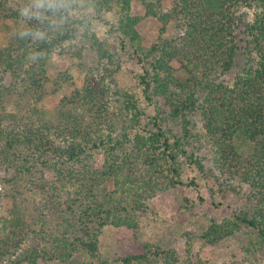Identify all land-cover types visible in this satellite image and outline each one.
Returning a JSON list of instances; mask_svg holds the SVG:
<instances>
[{
	"label": "trees",
	"instance_id": "trees-1",
	"mask_svg": "<svg viewBox=\"0 0 264 264\" xmlns=\"http://www.w3.org/2000/svg\"><path fill=\"white\" fill-rule=\"evenodd\" d=\"M89 1L92 19L105 22L104 12L112 11L116 32L135 46L133 55L144 64V97L156 98L155 129L141 134L138 111L128 123L122 110L115 111L111 95L120 92L114 80L117 68H111L112 57L90 32L82 36L97 52L96 63L85 69L80 63L81 84L54 108H39L49 90L48 55L71 38L73 27L34 16L18 29L12 26L21 18L18 9L0 0V18L10 32L0 47V183L9 189L3 196L10 200L6 215H0L5 232L0 235V264L67 262L77 252L96 257L102 226L138 229L135 215L146 210V200L158 190L152 184L163 183L159 176L181 184L178 156L186 154L190 115L196 112L213 150L217 178L233 188L234 183L248 186L250 202L249 209L234 213V220L211 223L206 235L214 240L231 236L245 225L264 242V0H171L167 10L162 0H139L146 14L161 22L157 41L149 47L140 44L141 17L132 12V0ZM243 8L253 9V17L244 23L246 38L239 39ZM169 21L181 34L166 39L162 34ZM242 48L246 65L236 70ZM76 54L80 58V50ZM174 61L186 72L184 79L176 76ZM229 73L231 84L221 80ZM17 96H29L31 106L6 111L7 102ZM123 99L125 111L136 110L131 95L123 93ZM176 120L180 136L162 128ZM98 153L101 162L95 158ZM192 163L205 170L199 158ZM46 169L53 180L46 178ZM187 184L193 185V179ZM28 188L41 194L32 209L24 202L23 189ZM118 260L149 263L146 252Z\"/></svg>",
	"mask_w": 264,
	"mask_h": 264
},
{
	"label": "rangeland",
	"instance_id": "rangeland-1",
	"mask_svg": "<svg viewBox=\"0 0 264 264\" xmlns=\"http://www.w3.org/2000/svg\"><path fill=\"white\" fill-rule=\"evenodd\" d=\"M7 1L13 8L18 9L21 15V18L13 21V27L22 29L26 19L40 16L54 20L65 28L70 25L74 30L70 39L53 49L48 55L46 74L49 78V90L37 105L39 108L42 110L54 108L73 87L81 84L83 75L80 63L83 64V68L85 65L90 66L96 63L97 52L91 49L86 41H83L82 36L85 32H90L102 41L104 48L112 57L111 68H117L114 80L120 92L111 95L115 111L122 110L125 113V123H128L132 112L138 111L140 125L137 130L141 134H146L149 129H155L151 123L156 113V98H153L154 102L147 100L140 83L144 64L138 61L137 55H133L135 46L116 32L115 15L112 11L104 12L105 22H102L92 19L93 10L89 0ZM162 5L165 10L169 9L171 0H162ZM131 10L141 17L137 26L141 34L140 44L143 47H149L157 41L161 22L153 15L146 14V8L139 0H132ZM252 17L253 9L240 10V27L237 31L239 39L246 38L244 23ZM7 29L8 27L5 29L0 18V47L6 45L10 37ZM178 34L180 35L181 31L176 28L173 21H169L162 37L169 39ZM243 41H239L240 46ZM78 50L81 52L80 58L76 54ZM238 52L236 70H241L246 65L247 58L243 48ZM172 65L176 69V76L184 79L187 74L180 64L174 61ZM65 76L67 80L62 82L61 79ZM57 78L60 80L57 81ZM221 80L231 84L233 74L222 76ZM56 82L58 84L61 82V86L55 91L50 90ZM123 93L133 97L136 110L125 111ZM158 102L161 104L159 99ZM31 104L29 96H17L7 102L6 111L21 110L22 112L27 110ZM190 120V134L185 140L188 143L186 154L178 156L181 184L173 185L166 177L159 176L163 183L152 184V187L158 190L146 200V210L135 215L138 229L108 223L102 226L98 233V256L90 257L87 253L77 252L74 260L41 261L40 264H81L87 261H93L95 264H122L118 260L119 257L143 252H146L149 257V263L146 264H264V242H258L257 234L252 228L240 225L233 235L215 240L206 235L211 223L223 224L229 219L234 220V213L249 209L250 202L246 200L248 186L234 183L235 188H233L217 178L219 174L213 168V150L204 134L200 113H192ZM162 128L171 129L175 134L182 135L178 121H166L162 123ZM94 155L100 162L103 160L102 154ZM194 158L202 161L204 171L199 170L192 163ZM164 166H161L159 170H165ZM51 172L46 169L45 176L53 180ZM191 179L194 184H187ZM0 187V215L2 217L6 215L5 208L10 200L3 196V193L9 189L3 183H0ZM30 189H23L24 202H27L28 209H32L33 203H36L33 201L34 198L39 201L41 197L38 190ZM3 234L5 232L0 230L1 237ZM158 252L159 255H156ZM134 264L138 263L134 262Z\"/></svg>",
	"mask_w": 264,
	"mask_h": 264
}]
</instances>
